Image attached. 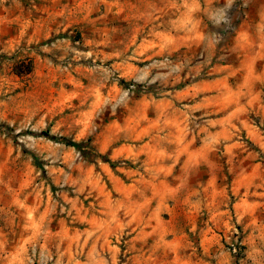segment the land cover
Returning <instances> with one entry per match:
<instances>
[{"label": "rangeland", "instance_id": "obj_1", "mask_svg": "<svg viewBox=\"0 0 264 264\" xmlns=\"http://www.w3.org/2000/svg\"><path fill=\"white\" fill-rule=\"evenodd\" d=\"M204 185L185 221L264 259V0H0V264H149Z\"/></svg>", "mask_w": 264, "mask_h": 264}, {"label": "crops", "instance_id": "obj_2", "mask_svg": "<svg viewBox=\"0 0 264 264\" xmlns=\"http://www.w3.org/2000/svg\"><path fill=\"white\" fill-rule=\"evenodd\" d=\"M199 149V147L192 149L188 148V152L185 153L183 159L182 173L195 175L196 168L190 169V167H196L201 164L200 159L203 157H201V151ZM204 163L212 166V164L208 163L207 161H205ZM210 171L212 172L211 169ZM216 182L217 179H213V181L210 182V184H213L214 188L210 190L211 196H213V190L217 191V188L215 186ZM153 183L154 182H152V184ZM201 188L202 189L195 188L188 194L185 193L182 196L183 199L181 200V202L184 207L181 208V212H178V216H181L183 220L178 221L175 224L170 223V229L173 230L197 231L198 240L195 241L188 238L186 232L181 233L179 237L163 239L161 237L160 231L165 228L167 221L164 222L160 220V217L165 216V213H156L155 211H153L151 216L153 217L154 221L150 222V225L152 226V228L159 230V232L153 233L155 237L152 238L153 248L152 251L149 252V264H234L232 262L231 256L223 249L220 241L216 237V232L214 231V229L215 227H217V225L215 222L210 221L212 217L203 221H185V218L187 217L190 218L191 216H193L194 218L195 215H198L196 207L193 209L188 208L189 210H186L185 207H191L192 203L200 204V206L202 205V199L206 198L205 190L207 187L204 185ZM231 188H233V185H231ZM197 192L200 193V198L197 197ZM213 197L217 198L216 196ZM149 198L155 199V204H159L162 201L161 194L151 190L149 191ZM188 211H191V214ZM203 213L204 212H202V214ZM198 246H200L199 251ZM167 256L168 258H166ZM253 264H264V259L260 258L257 260V262H253Z\"/></svg>", "mask_w": 264, "mask_h": 264}, {"label": "trees", "instance_id": "obj_3", "mask_svg": "<svg viewBox=\"0 0 264 264\" xmlns=\"http://www.w3.org/2000/svg\"><path fill=\"white\" fill-rule=\"evenodd\" d=\"M44 134H45L46 136H48L46 132H45ZM60 140H61V139H60ZM62 140H65V139L62 138ZM65 142H66V144H68V145H71V146H74V147H77V148L80 147V143H77V142H75V141H65Z\"/></svg>", "mask_w": 264, "mask_h": 264}]
</instances>
